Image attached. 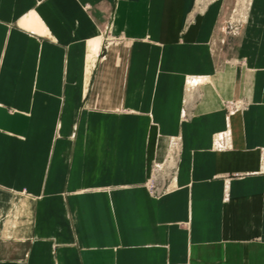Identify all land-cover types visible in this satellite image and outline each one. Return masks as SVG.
<instances>
[{"label":"crops","instance_id":"0c3cea01","mask_svg":"<svg viewBox=\"0 0 264 264\" xmlns=\"http://www.w3.org/2000/svg\"><path fill=\"white\" fill-rule=\"evenodd\" d=\"M228 2L0 0V264H264V0Z\"/></svg>","mask_w":264,"mask_h":264},{"label":"rangeland","instance_id":"374dc122","mask_svg":"<svg viewBox=\"0 0 264 264\" xmlns=\"http://www.w3.org/2000/svg\"><path fill=\"white\" fill-rule=\"evenodd\" d=\"M229 4L225 8V22L223 27H225V31L227 33H236L237 32V25L236 21L243 15L248 0H228ZM162 184L157 179V176L152 177L150 182L148 183L147 189L151 195L159 196L163 191Z\"/></svg>","mask_w":264,"mask_h":264}]
</instances>
